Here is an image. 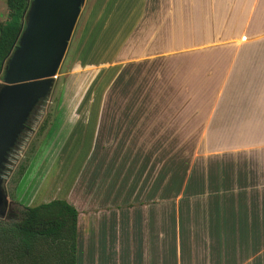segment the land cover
Returning a JSON list of instances; mask_svg holds the SVG:
<instances>
[{
	"label": "crops",
	"instance_id": "crops-1",
	"mask_svg": "<svg viewBox=\"0 0 264 264\" xmlns=\"http://www.w3.org/2000/svg\"><path fill=\"white\" fill-rule=\"evenodd\" d=\"M117 1L118 8L133 5L129 13L142 12L146 2ZM115 6L104 11L120 10ZM155 7L170 14L167 30L156 31L165 22L151 25L134 58L119 54L125 84L129 71L150 81L136 82L140 98L119 104V157L132 158L116 193L94 182L83 198L85 172L78 171L70 200L60 198L78 212L77 264H84L80 235L89 241L85 251L102 240L107 264H264V0H161ZM194 19L204 22L195 29ZM132 59L137 67L126 71ZM109 106L90 105L101 120ZM98 117L75 125L93 130Z\"/></svg>",
	"mask_w": 264,
	"mask_h": 264
},
{
	"label": "rangeland",
	"instance_id": "rangeland-1",
	"mask_svg": "<svg viewBox=\"0 0 264 264\" xmlns=\"http://www.w3.org/2000/svg\"><path fill=\"white\" fill-rule=\"evenodd\" d=\"M159 1L161 2V0H146L142 12L129 13L133 5L118 8L115 6L118 5L117 0H83L52 89L45 100L40 102L30 114L26 128L8 156L3 187L10 213L6 217L0 216V219H9L14 213L23 211L25 207L44 201L55 198L69 199V188L71 189V182L78 171L85 172L83 198L88 196L89 188L94 182L96 185L105 182L106 186H102L104 188L108 186V192L114 189L113 185L122 173L120 170L123 169L124 162L132 158L129 155L119 157L118 117L122 111L119 104L120 101L133 99L136 95L140 98L142 94L140 87L150 81V75L144 77L141 82L136 81V75L129 71V69L134 71L137 67L132 59L130 64L126 65V71L128 70L130 75L126 74L128 81L125 84V78L120 77L119 74L122 61L119 54L123 52L126 56L124 60L134 58L140 50L137 48L138 43L151 36V32L147 31L149 26H157L158 23L165 22L164 27L160 30L156 28V31L167 30L166 26L171 16L165 10L163 13L156 10L155 6ZM106 4H113L115 6L113 8L120 10L104 11ZM3 11L6 19L7 10ZM140 14L143 19L142 24L135 33L134 23ZM174 19L179 20L178 13H174ZM194 21L195 29L204 22L200 19ZM127 35L128 39L123 43L125 40L122 39ZM102 42L107 46L100 47ZM165 44L167 45V42L163 45ZM194 59H197V55ZM136 82L141 86L134 92ZM130 87H132L131 91ZM101 100L111 103V106L105 108L102 120L98 117L100 114L95 113L99 109L90 107L92 101ZM84 101L85 103L80 104ZM143 112L148 111L143 109ZM89 114L92 117L97 116L99 120L96 121L93 130L82 132L80 126L78 128L76 125H81L82 119ZM76 137L78 141L75 142ZM96 138L98 145L95 149ZM114 139L112 148L105 147L104 143L107 140L110 143ZM73 143L76 145L72 146ZM159 150V153L169 152L168 148H159ZM57 156L63 167L60 165L58 167L55 163ZM57 167L62 171L60 172ZM134 168L135 166H132L130 171L132 177H134ZM123 188L124 184L121 193ZM115 193L116 190H113V195ZM78 244L84 249V264H97L98 261L99 264H107L103 257L102 240L99 243L96 240L95 247L90 251H85L86 245L89 244L85 235H80ZM99 246L101 248L98 255ZM80 260L82 261V256Z\"/></svg>",
	"mask_w": 264,
	"mask_h": 264
},
{
	"label": "water",
	"instance_id": "water-1",
	"mask_svg": "<svg viewBox=\"0 0 264 264\" xmlns=\"http://www.w3.org/2000/svg\"><path fill=\"white\" fill-rule=\"evenodd\" d=\"M83 0H31L18 43L4 62L0 86V216L8 156L34 108L50 93Z\"/></svg>",
	"mask_w": 264,
	"mask_h": 264
},
{
	"label": "trees",
	"instance_id": "trees-1",
	"mask_svg": "<svg viewBox=\"0 0 264 264\" xmlns=\"http://www.w3.org/2000/svg\"><path fill=\"white\" fill-rule=\"evenodd\" d=\"M30 1H5L6 19L0 23V86L4 62L18 43ZM77 217L72 205L53 199L0 219V264H77Z\"/></svg>",
	"mask_w": 264,
	"mask_h": 264
}]
</instances>
